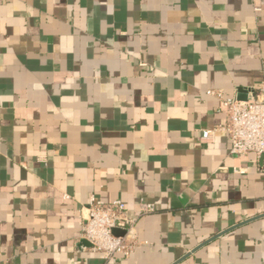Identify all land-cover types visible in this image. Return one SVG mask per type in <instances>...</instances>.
<instances>
[{
    "label": "crops",
    "instance_id": "1",
    "mask_svg": "<svg viewBox=\"0 0 264 264\" xmlns=\"http://www.w3.org/2000/svg\"><path fill=\"white\" fill-rule=\"evenodd\" d=\"M261 84L264 0H0V264H264V157L202 138ZM93 195L157 207L129 257Z\"/></svg>",
    "mask_w": 264,
    "mask_h": 264
},
{
    "label": "built area",
    "instance_id": "2",
    "mask_svg": "<svg viewBox=\"0 0 264 264\" xmlns=\"http://www.w3.org/2000/svg\"><path fill=\"white\" fill-rule=\"evenodd\" d=\"M207 94L221 102L226 121L214 129L203 130L202 138H212L215 132L224 131L230 141L231 154L243 157L255 153L258 158L264 157V84L251 91L247 99L226 97L219 89H209ZM156 210L153 203L142 200L139 213L131 214L123 200L104 201L93 195L82 208L81 237L91 244V250L103 252L105 261L117 256L127 258L134 251L128 234L142 216ZM116 230L126 234L119 235Z\"/></svg>",
    "mask_w": 264,
    "mask_h": 264
},
{
    "label": "water",
    "instance_id": "3",
    "mask_svg": "<svg viewBox=\"0 0 264 264\" xmlns=\"http://www.w3.org/2000/svg\"><path fill=\"white\" fill-rule=\"evenodd\" d=\"M242 99V98H241ZM246 99V98H245ZM119 232V230H116V233H118Z\"/></svg>",
    "mask_w": 264,
    "mask_h": 264
}]
</instances>
